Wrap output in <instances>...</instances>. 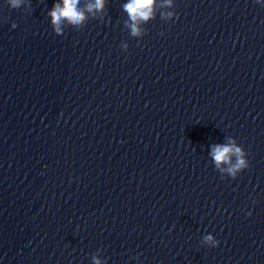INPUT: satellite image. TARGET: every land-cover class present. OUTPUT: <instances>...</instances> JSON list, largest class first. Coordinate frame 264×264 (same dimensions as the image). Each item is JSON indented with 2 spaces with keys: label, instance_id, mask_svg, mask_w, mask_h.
<instances>
[{
  "label": "clouds",
  "instance_id": "clouds-1",
  "mask_svg": "<svg viewBox=\"0 0 264 264\" xmlns=\"http://www.w3.org/2000/svg\"><path fill=\"white\" fill-rule=\"evenodd\" d=\"M155 0H129V3L124 5L125 11L128 13L133 22L130 27L132 34H138L137 23L140 21H147L153 15V5ZM8 3L13 9L21 6L22 0H8ZM79 0H62V4H55L49 13L52 18V24L57 33H60V24L62 20H67L71 24H80L85 19V15L77 7ZM104 5V0H95L94 4H89L88 11L93 9L101 10ZM13 27H16L14 24ZM216 166L219 168L221 164H228L227 171L234 177L236 172L249 167L245 159L244 150L237 146L235 141L229 139L227 144H216L211 147L210 152ZM235 157V163H232V157ZM251 215V214H250ZM205 242L210 243L212 247H218L219 241H214L211 235L204 237ZM95 264H100L95 260Z\"/></svg>",
  "mask_w": 264,
  "mask_h": 264
}]
</instances>
